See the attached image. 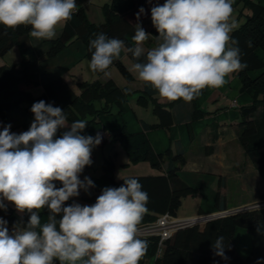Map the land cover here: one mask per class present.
Listing matches in <instances>:
<instances>
[{"label": "clouds", "instance_id": "obj_1", "mask_svg": "<svg viewBox=\"0 0 264 264\" xmlns=\"http://www.w3.org/2000/svg\"><path fill=\"white\" fill-rule=\"evenodd\" d=\"M77 11L76 0H0V25L30 26L32 38L51 40L57 27ZM140 13L143 8L137 19ZM232 13V0L156 4L151 22L157 44L145 54L143 44L151 34L140 23L135 25V47L126 49L136 61L132 71L169 102H191L205 88L224 86L226 77L247 68L241 62L239 42L231 36L237 28ZM122 50L121 39L95 34L89 43V68L110 77L107 70ZM31 112L34 120L27 131L11 132V124L0 130V209L6 210L7 201L18 212L30 214L26 226L15 225L11 232L0 218V264H140L148 243L139 237V225L149 211L148 193L141 183L125 179L118 188H103L90 206L75 202L64 206L81 189L95 187L80 174L92 164V150L102 136L82 135L87 121L69 124L60 107L43 100L33 103ZM59 129L68 130L56 138ZM45 207L50 214L42 222L39 211ZM212 248L215 256L229 259L223 236Z\"/></svg>", "mask_w": 264, "mask_h": 264}, {"label": "trees", "instance_id": "obj_2", "mask_svg": "<svg viewBox=\"0 0 264 264\" xmlns=\"http://www.w3.org/2000/svg\"><path fill=\"white\" fill-rule=\"evenodd\" d=\"M248 8L245 19L231 33L238 40L241 49V62L247 68L237 72L242 91L246 92L252 101L240 108V129L238 141L245 155L256 168L264 167V59L258 52L264 53V5L254 0H241ZM146 0H109L102 6L104 22L99 24L87 20L82 7L64 23L57 36L51 40H37L29 33L30 26L21 25L17 28H5L0 25V56H4L16 46L19 61L12 65H0V130L9 123V113L21 108L23 123L21 128L27 131L34 120L31 112L33 103L41 100L53 106L60 107L66 114L67 122L77 120L87 121L89 127L97 121L100 115L110 112V105L126 97L128 90L119 88L112 79H99L76 82L78 93L62 79L52 73H41L40 62L43 59L56 57L74 40H81L85 46V58L90 62L89 43L95 34L104 33L109 38L124 41L125 48L135 47L132 37L135 26L125 17L131 10L142 8ZM249 42L251 47H249ZM127 52V51H126ZM132 58V54L127 52ZM146 54V52H145ZM146 59V55L140 58ZM136 62V61H134ZM111 66H116L120 73L129 80V72L119 59H114ZM101 76L103 73H94ZM41 85L40 94L33 96L30 88ZM127 90V92H126ZM103 101L102 104L99 102ZM99 103V105H98ZM158 115L162 109L155 107ZM154 124L151 127H157ZM68 129H59L56 138L62 136ZM11 132L13 128L11 127ZM116 140L124 148L129 163L148 162L152 168L163 170L158 175L126 176L118 181L112 180L114 164L111 158H106L101 166L104 175L111 179L114 187L123 185L125 179L136 178L142 185V190L148 193V213L141 224L155 220L164 213L176 216L181 200L186 196L196 194V189L186 184L178 175V170L184 165L186 158L183 153L171 155L155 153L143 131L128 132L122 127L115 135ZM56 187L62 185L55 182ZM70 198L64 206L73 202ZM7 205L6 210L0 209V218L8 222L11 232L15 225L26 226L30 214L24 212L18 215ZM50 210L45 207L39 211L42 222L47 220ZM59 218V216H58ZM236 228L248 230L252 240L249 254L242 257L235 253L232 241ZM224 237V260L215 256L212 245L215 240ZM147 241L148 250L140 261L143 264L148 258L154 257V264H264V209L244 208L232 213L215 216L199 225L179 227L170 237L163 240L158 251V238H141Z\"/></svg>", "mask_w": 264, "mask_h": 264}, {"label": "crops", "instance_id": "obj_3", "mask_svg": "<svg viewBox=\"0 0 264 264\" xmlns=\"http://www.w3.org/2000/svg\"><path fill=\"white\" fill-rule=\"evenodd\" d=\"M108 1L76 0V3L77 7L83 8L89 22L99 24L104 22L102 6ZM254 1L264 5V0ZM164 2L165 0H146V5L142 7L144 13H140L139 19L137 14L141 8L125 14L131 24L135 26L140 23L143 29L151 34L143 44L145 52L157 44L155 36L158 33L151 22V8ZM232 7V18L239 26L243 23L248 8L241 0H232ZM63 25L64 23L57 27V33ZM258 54L264 59V53L259 51ZM118 59L129 72V80L116 66H110L107 70L110 72L108 78L103 74H94L85 58V46L78 39L56 57L40 62V72L44 71L41 73L62 77L76 93V82L95 79H112L119 88L128 90L125 98L110 105L109 113L100 115L95 123L81 133L96 136L97 132L105 131L108 138L102 139L101 143L93 148L92 164L86 166L80 174L81 180L87 176L94 182L95 187L87 192L81 189L72 204L75 202L81 206H90L95 203L103 188L114 187L111 179L104 175L101 166L106 158H111L114 164L113 181L126 176L163 173V170L152 168L146 161L129 163L124 148L115 138L122 127L128 132H145L155 153L169 152L174 155L181 152L185 156L186 161L178 170V175L182 181L196 189V194L182 198L176 218L215 215L244 208L264 199V167L253 166L238 141L240 108L250 104L252 98L242 91L237 72L226 77L227 83L224 86L205 88L191 102H185L183 99L169 102L160 98L154 89L137 78V74L132 71L134 61L128 56L126 48ZM4 62L0 59V65H7ZM99 103L102 104L103 101ZM156 106L162 109L159 115L155 111ZM22 123L23 120L15 127L11 126L14 133L16 130H22ZM154 124L158 126L151 127ZM5 202L16 214H23L18 212L13 204ZM232 246L236 254L247 256L252 248L248 230L236 228ZM143 264H154V257L148 258Z\"/></svg>", "mask_w": 264, "mask_h": 264}, {"label": "built area", "instance_id": "obj_4", "mask_svg": "<svg viewBox=\"0 0 264 264\" xmlns=\"http://www.w3.org/2000/svg\"><path fill=\"white\" fill-rule=\"evenodd\" d=\"M97 133H100L102 139L108 138V134L105 131H99ZM257 202L259 204V208H257L256 206ZM257 202H254L253 204L246 206L244 208L264 209V199L258 200ZM244 208H240V209H244ZM234 211L236 210L220 212L215 215L204 214V215H197L188 218H176L175 216H172L170 213H164L153 221L140 224L139 237L140 238L157 237L158 238L157 254H158L159 251L161 250L163 240L170 237L179 227L187 226V225H199L212 217L223 216L232 213Z\"/></svg>", "mask_w": 264, "mask_h": 264}, {"label": "rangeland", "instance_id": "obj_5", "mask_svg": "<svg viewBox=\"0 0 264 264\" xmlns=\"http://www.w3.org/2000/svg\"><path fill=\"white\" fill-rule=\"evenodd\" d=\"M16 50L17 47L14 46L12 47L4 56H0V59L4 60L5 64L7 65H12L14 63H17L19 61V55L18 53H16ZM41 72H44V71H41ZM42 91V86L41 85H37V86H34L32 88H30V92L33 96H36L38 94H40ZM22 114H21V108H18V109H15V110H12L10 113H9V123L8 124H11V126L15 127L18 122H22ZM22 133L23 131L20 129V131H17L15 133Z\"/></svg>", "mask_w": 264, "mask_h": 264}]
</instances>
